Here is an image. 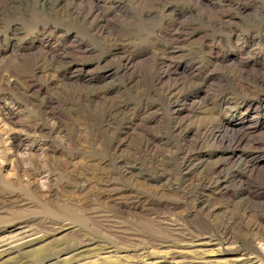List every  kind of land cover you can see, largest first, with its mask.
Masks as SVG:
<instances>
[{
  "label": "rangeland",
  "instance_id": "rangeland-1",
  "mask_svg": "<svg viewBox=\"0 0 264 264\" xmlns=\"http://www.w3.org/2000/svg\"><path fill=\"white\" fill-rule=\"evenodd\" d=\"M50 54L54 60L37 59ZM170 62L171 73L156 83ZM192 67L196 86L187 92L204 107L190 119L192 128L218 117L222 103L237 110L264 105V0H0V227L24 219L41 233L65 226L25 255L86 233L117 245L112 262L140 264L127 237L138 238L140 253L158 256L167 248L157 242L176 238L174 224L201 222L182 185L166 196L144 193L177 206L169 217L116 213L101 199L113 186L146 191L118 174L113 147L127 131H136L132 145L144 138L163 143L161 154L178 167L183 139L165 89ZM152 113L157 118L149 122ZM251 136L245 149L264 146V125ZM229 144L206 142L202 149L214 160L239 148ZM130 149L122 154L133 159ZM258 218L264 228L263 211ZM229 244L254 251L250 236ZM206 256L216 261L209 264H228L241 253Z\"/></svg>",
  "mask_w": 264,
  "mask_h": 264
},
{
  "label": "bare ground",
  "instance_id": "bare-ground-1",
  "mask_svg": "<svg viewBox=\"0 0 264 264\" xmlns=\"http://www.w3.org/2000/svg\"><path fill=\"white\" fill-rule=\"evenodd\" d=\"M54 58V54H50L37 59L41 61ZM171 65V62L168 63L163 71L157 74L154 78L156 83H161L171 73ZM184 74L185 78L170 81L165 89L174 104L173 128L183 139L180 150L176 152L179 158L178 167L161 154L163 143L154 144L144 138L139 144L132 145L130 142L134 131H127L113 147L114 153L117 154L115 162L119 168L118 174L126 181L143 185L146 191L133 187L129 193H123L122 187L113 186L102 193L101 199H106L116 213L138 210L145 215L166 214L165 217L176 215L177 206L167 208L160 202L154 203L144 196L145 192L166 196L174 192L177 184L182 185L187 191L186 195L193 200L190 210H197L202 224H179L174 218L178 223L174 224L176 238L158 241V246L167 248L165 251H159L158 256H153V253H140L138 238L134 235L127 237L126 246L131 247L139 256L132 260L140 264H209L216 261L206 255L215 252L241 253V258H231L232 262L228 264H235L237 260H242V264H264V228L258 221L260 211L264 212V146L257 145L255 151L244 148L245 143L252 137L251 133L264 125V120H260L261 115H264V105L247 104L237 110L230 106L229 102L222 103L218 117L210 119L201 128H192L190 119L197 117V111L204 107L197 105V93L190 94L187 90L190 85L196 86L192 80L197 78V69H185ZM153 118L156 119L157 116L152 113L149 122ZM136 126H139V123ZM216 141L234 143L242 148L211 160L212 155L203 152L202 148L206 142ZM128 148H132L130 150L134 153L133 159L122 154V151ZM174 176L175 181L172 182ZM220 211L224 213L223 217L216 222L214 219ZM177 215L185 222V218ZM250 216L257 218L249 222L247 218ZM34 226L24 219L18 222L9 220L3 228L0 227V264H83L80 261L89 256L98 258L91 262L92 264H106L112 262L113 256L116 255L112 252L116 251L117 245L108 241L103 243L102 240L86 233L82 234L79 240L61 241L48 249H37L34 254L25 255L35 250L49 234L55 235L57 230L65 227L59 226L49 233H41ZM9 228L14 229L9 234L1 235ZM242 236H250V246L254 251L242 253L239 247L229 244ZM111 248L114 250H110ZM186 248L190 249L187 251L193 253L194 258L180 260L183 256L181 254L187 253ZM103 250H108V254L102 255ZM110 264L118 263L115 260Z\"/></svg>",
  "mask_w": 264,
  "mask_h": 264
}]
</instances>
